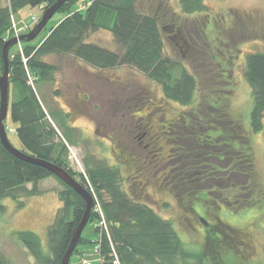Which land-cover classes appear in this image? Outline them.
<instances>
[{
  "label": "rangeland",
  "instance_id": "obj_1",
  "mask_svg": "<svg viewBox=\"0 0 264 264\" xmlns=\"http://www.w3.org/2000/svg\"><path fill=\"white\" fill-rule=\"evenodd\" d=\"M86 1L78 0L74 5L75 9L80 10V5ZM204 3L206 11L188 14L182 13L178 0L137 1V8L141 12L155 16L158 20L164 56L179 62L182 68L197 79V92L190 106L183 107L166 101L157 84L130 66L98 70L83 65L66 54H52L43 58L58 70L53 82L38 83L37 89L47 110L56 114L70 113L67 124L75 131L76 145L62 143L66 147L68 166L77 176L86 178V157L102 159L109 166H117L122 172L123 188L128 190L129 195L131 187L139 189L136 198L151 207L161 218L173 223L189 252H202L205 260L206 256L214 255L232 264H242L248 260L250 264H264L263 212L260 215L264 203V136L262 132L254 133L250 130L252 96L244 77L246 56L249 53L264 52V0H204ZM0 4L4 5V1ZM42 14L40 6L18 9L11 17L9 39L29 33ZM63 17L62 12L53 14L45 29L32 39V44H39L46 31ZM172 24L173 29L178 27L183 33V41L188 46L183 47V52L175 45L178 37L169 38L172 35L169 26ZM87 40L111 51L121 52L108 30H94L88 34ZM21 42L13 45L8 53L20 52ZM211 96L224 106L231 121L235 120L239 129L249 135L254 170L250 187H254L255 191L244 189L243 192L248 193L247 199L256 204L250 210H243L235 215H231L224 207L218 208L222 205L221 200H231L224 199L226 187L222 181L212 187L209 183H202L201 178L197 179L199 176L196 177L195 173L188 178L187 184H183L186 168L183 167V162L185 159L188 163L190 160H198L197 156L200 154L192 146L187 151L191 134L185 132L183 124H179L167 135L162 133L165 121L178 124L177 119L180 117L184 116L185 120L192 118L195 115L194 108L197 105L203 107ZM11 100L10 96L9 103ZM4 124L10 128L6 131L8 141L15 149L23 150L15 133L16 124L11 122L9 116ZM57 125L53 123L59 140H62L61 129ZM148 126L155 138V143L151 146L157 151L154 159L145 163L143 157L149 151H145L142 145L150 143L148 136H144ZM227 134L232 133L226 131L223 136L226 137ZM131 138H138L141 142V148L135 145L132 151L141 156V162L135 163L136 168L128 166L119 154L120 144L129 145ZM228 148L233 151V144ZM183 149L186 150L185 155ZM224 149L213 151L221 157L222 153L226 155ZM145 164L147 165L144 166ZM172 165L174 168H171ZM221 169L219 166L212 168L217 172L222 171ZM173 170L177 172V176L174 179L175 185L170 189L167 185L163 186L161 179L165 175L170 183ZM189 171L192 173L194 170L189 168ZM198 171L204 175L209 168L199 167ZM27 188L30 189L31 184ZM62 190V185L50 177L38 182L36 194L20 196L18 201L22 202L21 206L10 198L0 201V250L8 258L9 264H35L27 250L14 238V232H34L45 251L47 250L46 230L54 222L62 206L59 197ZM198 191L205 194L199 196ZM199 216L211 224L208 236H205ZM227 218L237 222H249L250 219L252 229L221 225L220 222ZM94 225L99 224L88 222L82 232V236L90 242L97 238ZM78 249L80 253L72 254L70 264H101L97 260L96 247H92L91 243L79 245ZM90 252L94 253L93 256L85 258Z\"/></svg>",
  "mask_w": 264,
  "mask_h": 264
},
{
  "label": "trees",
  "instance_id": "obj_2",
  "mask_svg": "<svg viewBox=\"0 0 264 264\" xmlns=\"http://www.w3.org/2000/svg\"><path fill=\"white\" fill-rule=\"evenodd\" d=\"M1 1H4V5L0 4V76L3 71L2 47L10 38L12 15L25 6H40L43 13L56 0ZM77 1L68 0L62 4L56 12H62L64 17L46 31L39 44L33 45L32 40H24L21 42L20 52L8 53L7 112L11 122L16 124L15 133L23 146V150L20 151L61 167L94 199L95 206L88 222L99 224L93 227L97 238L90 242L81 234L73 253H80L79 245L91 243L92 247H96L97 260L101 264H232L214 255L206 256L205 260L202 252L201 254L189 252L173 223L161 218L151 207L136 198L139 189L131 187L129 195L128 190L123 188L122 172L117 166H109L102 159L86 157L84 167L87 179L81 175L77 176L68 166L65 158L66 147L63 143L76 145L75 131L67 124L69 112L56 114L49 111L39 97L37 84L53 82L58 70L55 65L43 58L52 54H66L81 64L98 70L130 66L157 84L166 101L183 107L193 103L198 86L194 75L182 68L179 62L164 56V43L158 20L155 16L141 12L137 8L138 0H87L82 11L75 9ZM178 1L182 13L206 11L204 0ZM97 29L108 30L121 52H114L88 41V34ZM244 77L252 96L249 112L250 130L254 133L262 132L264 136V52L249 53L246 56ZM10 96L12 100L9 103ZM208 98L203 107L197 105L194 108L195 115L192 118L185 120L184 116L180 117L177 119L178 124L165 121L162 126L163 135L171 133L179 124H183L185 131L191 134L188 138V143L191 142L188 150L192 146L200 153L197 156L198 168H209L210 172L214 167L227 164L228 169L242 175L245 181L243 190L255 191L254 187H250L254 170L249 135L239 129V124L235 120L231 121L228 112L216 98L212 96ZM53 123L61 129L62 140H59L58 131ZM226 131L232 134L224 137ZM144 136H148L150 143L142 145L145 151H149L143 159L146 160L145 163H150L149 161L156 156L157 149L151 146L155 143V138L149 131V126ZM138 140L131 138L129 145L119 146L121 160L134 168L135 163L141 162L139 153L132 152L135 145L141 148V142ZM231 144L233 151L228 148ZM215 149H224L226 155L222 153L221 157L217 156L213 151ZM213 159L217 161L214 162ZM171 168H174V165ZM175 174L177 172L173 170L172 177ZM203 176L204 180L207 176L206 174ZM50 177L55 178L63 190L59 193L62 206L54 222L46 230L47 250L45 251L34 232L27 230L14 232V238L27 250L35 264H62V258L83 215L85 204L74 190L46 168L13 156L0 141V201L10 198L21 206L19 197L36 194L38 182ZM28 184H31L30 189L27 188ZM165 184L171 189L175 182L167 181ZM227 192L225 190L226 196H231ZM197 193L199 196L205 194L201 191ZM238 193L239 190L236 191V194ZM248 200L246 202L241 200L239 203L255 206L254 201ZM262 205L264 206V203ZM222 221L220 224L228 228L242 226L244 229H252L250 219L249 222H237L230 218ZM202 228L205 236H208V230ZM93 254L90 252L85 258L88 259ZM0 264H9L8 258L1 250ZM242 264L250 262L248 260Z\"/></svg>",
  "mask_w": 264,
  "mask_h": 264
},
{
  "label": "water",
  "instance_id": "obj_3",
  "mask_svg": "<svg viewBox=\"0 0 264 264\" xmlns=\"http://www.w3.org/2000/svg\"><path fill=\"white\" fill-rule=\"evenodd\" d=\"M68 0H56L51 6L47 7L43 12L41 18L35 25V27L27 34L21 35L18 37H13L4 42L2 47V61H3V71L0 76V141L4 148L13 156L24 160L26 162L34 163L46 168L51 172L56 178H58L65 185L74 190L84 201L85 209L83 215L75 228V231L71 237L69 245L64 253L62 258V264H70V257L75 249L76 244L82 234V231L89 220L90 213L94 208V199L75 179L68 174L67 171L61 167L44 160L36 159L27 155L20 150L15 149L7 139L4 120L6 119L8 112V91H9V80H8V52L10 47L15 45L17 42L24 40L30 41L34 39L41 30L46 26L49 19L56 13V11ZM264 213V211H263ZM205 228L208 227V224L204 219L200 220Z\"/></svg>",
  "mask_w": 264,
  "mask_h": 264
},
{
  "label": "flooded vegetation",
  "instance_id": "obj_4",
  "mask_svg": "<svg viewBox=\"0 0 264 264\" xmlns=\"http://www.w3.org/2000/svg\"><path fill=\"white\" fill-rule=\"evenodd\" d=\"M173 26L174 25L169 26L170 30L169 29L168 30L170 32H172V35L171 36L169 35V38L173 39L172 37H174V38L178 37V42H175V45L180 48L181 52H183V47L188 48V46H186L187 45L186 42L183 41V33L180 32V29L178 27L173 29ZM185 132H187V131H185ZM184 151H186V150L183 149V152ZM187 151H188V149H187ZM185 153L186 152H184L183 155H185ZM196 164H197V160H190L188 163L185 159V161L183 162V167H186V168H184L185 172L183 173V178H184L183 184H187L188 178H190V176H192V174H195V173L197 174L196 177L199 176L197 179L201 178L200 180H203L202 178L204 176L201 175V171H198V167ZM219 167L222 168L221 169L222 171L217 172V171L211 170L208 173H204V174H206L207 177H205L204 180L201 181L202 183H204V182L209 183V186H212V187L215 186L217 184V182L222 181L223 185L226 187L225 190L229 191V194H231V196H229V197L228 196L224 197L225 200H227L228 198H231L230 202H228V201L226 202V201L221 200L222 205L218 206V208L219 209L221 207L226 208L227 211H229L231 215H235V213L241 212L243 210L244 211L250 210L252 207L247 206V205H242L239 203L241 200H243L244 202H246V200H248L247 199L248 193L247 194L244 193L246 195L243 194V187L245 185V181L243 180L242 175L234 173V171L230 170V168L227 169V164H223ZM189 168L193 169L194 171L192 173H190V171L188 172ZM176 176H177V174H175L173 177L171 176L172 177L171 181H173L176 178ZM166 177L167 176L164 175V177L161 179L163 186L167 184V183L165 184V182L168 181V180H166ZM168 183H169V181H168ZM238 190L240 191V193L236 194V191H238ZM226 203H228V204H226ZM262 209L264 211V206L262 207ZM263 217H264V213H263ZM198 218H199L198 219L199 221L201 219H204L205 222L208 224V227L205 228L200 221V223L202 224V227H204L205 230L210 229L211 224L207 221V219H205L204 217H201V216H199Z\"/></svg>",
  "mask_w": 264,
  "mask_h": 264
},
{
  "label": "built area",
  "instance_id": "obj_5",
  "mask_svg": "<svg viewBox=\"0 0 264 264\" xmlns=\"http://www.w3.org/2000/svg\"><path fill=\"white\" fill-rule=\"evenodd\" d=\"M85 6H84V4H82V5H80V9H83ZM14 25V24H13ZM15 26V25H14ZM8 130H10V129H8ZM85 261V260H84ZM85 263H87V262H85Z\"/></svg>",
  "mask_w": 264,
  "mask_h": 264
}]
</instances>
